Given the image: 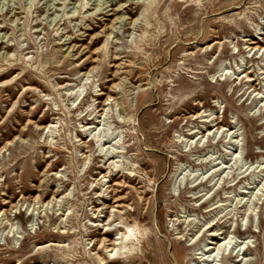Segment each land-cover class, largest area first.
I'll return each instance as SVG.
<instances>
[{"label": "rangeland", "instance_id": "rangeland-1", "mask_svg": "<svg viewBox=\"0 0 264 264\" xmlns=\"http://www.w3.org/2000/svg\"><path fill=\"white\" fill-rule=\"evenodd\" d=\"M251 40L264 45V0H0V74L14 69L0 79V264H101L105 216L143 241L124 258L102 248L107 264H162L161 247L169 264H264V51ZM115 181L126 206L94 213Z\"/></svg>", "mask_w": 264, "mask_h": 264}, {"label": "bare ground", "instance_id": "bare-ground-1", "mask_svg": "<svg viewBox=\"0 0 264 264\" xmlns=\"http://www.w3.org/2000/svg\"><path fill=\"white\" fill-rule=\"evenodd\" d=\"M123 7V6H122ZM121 7V8H122ZM126 7V6H125ZM123 16H124V13H122V15L121 16H119V17H117L116 18V23H117V20L118 19H122L123 18ZM121 23H122V21H120ZM131 24V23H130ZM133 24H135V21L133 22ZM132 24V25H133ZM116 24L115 23H113L112 24V27H111V30L114 28V26H115ZM115 27H117V26H115ZM115 29H117V28H115ZM114 31V30H113ZM111 34H113V32H110V33H108V36H109V38H111L110 36H111ZM249 46H252L251 47V50H253V49H255L256 51H255V54H258V51L260 52V51H264V45H261V43L260 42H258V41H255V40H251V42H250V45ZM117 53L113 50V52H112V56L114 55V58L113 59H118V58H116V55ZM263 55H264V53H263ZM8 60V56L7 57H3V58H1L0 59V62H3V61H7ZM88 60V58H85L84 59V61H83V63H85L86 61ZM14 69L12 68V69H10L9 71H6V72H4V73H1L0 74V79H3V78H6L9 74H10V72H12ZM55 70H58V69H56L55 68ZM93 70H95V68H93V69H91L89 72H91V71H93ZM245 73V76L248 78V81H252V80H254V78H252V76H250L248 73H246V69L245 70H243V74ZM116 75H114V77H115ZM4 83H6V84H3L2 86H4V87H6V88H9L10 89V87H9V84H8V82H7V80L6 81H3ZM116 87V86H115ZM255 91H256V89H254ZM110 92H114V90L113 89H111V90H109ZM26 92V91H25ZM24 92V93H25ZM24 93H22L21 94V96L22 97H24L25 96V94ZM16 94V92L14 91V90H11V94H10V97H13L14 95ZM101 94H104V92H100L99 94H97V95H101ZM0 98H2V97H0ZM21 99V98H20ZM110 99H113V100H116L115 98H113L112 97V95L110 94V95H108V98L106 99V102L108 101V100H110ZM9 100V99H8ZM104 103L103 104V107H101V106H96L94 109H93V111L90 113V118L88 119V120H90V121H93L92 123L89 121L87 124H85L83 127H84V129L85 130H80L79 132V134L77 135V138L79 137V136H81V138L80 139H78L76 142H79L80 144H78V146L81 148V150H85V149H88V148H90L91 149V146L93 145L94 146V142H93V140L92 139H90V140H84V138H88L89 137V135L91 134H88V132H89V130H91V129H94V130H96L97 129V127H98V125H96V126H94L93 124L94 123H96V121H94L95 119H97V118H100L102 115H104L105 114V107L108 105L107 103ZM11 111H13V110H9V113L11 112ZM96 111H98V113H101L99 116H97L98 115V113L93 117V115H94V113H96ZM8 115H10V114H8ZM197 115H200V113L199 114H197ZM202 115V114H201ZM200 115V117H203V116H201ZM207 114H205V116H206ZM209 115V114H208ZM86 116V115H85ZM9 117V116H8ZM7 117V118H8ZM93 117V118H92ZM210 117V116H209ZM83 119V118H82ZM87 119V118H86ZM98 120V119H97ZM208 120V119H207ZM211 120V119H210ZM205 121V120H204ZM217 121H219V122H217V123H215V119L214 120H212L211 122L213 123L212 125H210V126H213L214 128H217V130L218 131H220V130H226V128H225V125H220V126H218V124L220 123V120H218V118H217ZM4 122H6V118H3V123ZM97 123H98V121H97ZM100 123V122H99ZM206 123H208L207 121H206ZM210 123V122H209ZM87 126V127H86ZM56 127V125H55V123H50V125H48V126H46V127H44V129H52V131L54 130V128ZM197 131V130H196ZM195 131V132H196ZM211 131H212V129H208V134H210L211 133ZM194 132V131H193ZM192 133V132H191ZM194 134V133H193ZM203 136H205V135H203ZM83 137V138H82ZM105 144V143H104ZM76 148H78L77 146H76ZM93 148V147H92ZM95 148V147H94ZM93 148V149H94ZM80 150V149H79ZM88 152H90V150L88 151H84L83 153H82V155H85V154H87ZM104 156L103 155H99L97 158L99 159V158H103ZM84 159V158H83ZM85 159H87V160H89L90 159V156L89 155H85ZM114 161H112V164H114L113 163ZM98 168L99 169H105V170H108V166H105V168H104V166H98ZM103 172L101 171L99 174L101 175ZM107 176H112V178L109 180V182L110 181H112V180H115V176H113V175H111V174H109V171H107V172H105L104 174H103V177L102 178H105V177H107ZM97 181V180H96ZM98 182V181H97ZM64 185H66V184H64ZM97 186V185H96ZM122 187L123 186V184L122 183H120V182H117V181H115L113 184H111V185H108L107 186V189H106V191L107 190H109L110 191V193H112V195H111V198H108V197H106L105 195L104 196H102L103 198H104V201L101 203V205L100 206H102V207H97L95 210H94V213H96V212H104L103 211V207H105V208H114L115 206H114V204H112V205H108L107 204V201L106 200H113V202L114 203H117V205H116V207H118L119 209L120 208H123V207H125L126 205H125V203L124 202H122V200H124L125 199V197H123V196H117V193H118V191L119 190H117L118 188L117 187ZM93 187V186H92ZM100 187V186H99ZM61 191V189H56L55 191H54V194H59V193H61L60 192ZM93 191V190H92ZM100 197V196H99ZM38 198H39V201H41V203H42V205L43 206H45L46 204H44V201H43V196H38ZM52 199H56L55 198V195H54V197L52 198ZM99 199V198H98ZM7 202V201H6ZM50 202H48V204H49ZM47 204V205H48ZM100 204V203H99ZM96 207V206H95ZM59 209V208H58ZM70 209V211H69V213H68V217L66 218V220L67 219H69L70 218V215L72 214V209H71V207L69 208ZM93 209H94V207H93ZM102 209V210H101ZM101 210V211H100ZM111 211H114V210H111ZM116 211H119V210H116ZM42 211H40V213H41ZM121 213V212H120ZM5 215V219L6 218H8V213H7V210H5V209H3L2 211H0V217H2V216H4ZM62 215V214H61ZM64 215V214H63ZM99 217V216H98ZM106 217V220L105 219H103V220H100V221H102L103 222V224H102V230L100 231V237H97V238H95L94 240H92V241H94V243H93V247L94 246H96L97 245V248L94 250L93 249V253H92V255H94L95 256V259H97V260H99L100 262H101V264H107V263H105L104 261H105V259L101 256V250H102V248H106L107 249V251H109L110 253H111V255L113 254V253H116V255L115 256H117V255H119L120 256V258H124V257H126V254L127 253H129L130 251H134V250H138V246H139V243L140 244H142L143 243V241H141L140 240V236L139 235H137L135 232H134V228L132 227V226H129V225H127L126 224V227H124V226H120V223H125L124 221H119V220H114L113 222H109V220H110V217H108V216H105ZM9 220V219H8ZM63 220V219H62ZM65 220V219H64ZM63 220V221H64ZM114 222H117V226L115 227V228H107V226L108 225H112ZM93 225V224H92ZM94 227L95 226H100V224H94L93 225ZM117 227H120V228H117ZM64 228H66V227H64ZM125 229V230H124ZM120 231L121 233H120V236L118 237V238H114V237H112V233L114 232V231ZM66 233H69V231L67 232V231H62V232H60V235H65ZM218 236V234L217 233H213L212 234V236ZM220 239H222V240H225L226 239V237H224V238H219V240H217L216 238H212V241L210 242L211 244H215V247H210L209 249H211V250H216V249H218V250H221L222 249V245H224L223 243L224 242H221L220 241ZM215 240H217V241H215ZM139 242V243H138ZM54 245H56V244H54ZM60 246V245H59ZM227 248V246H225V249ZM159 256H160V261H161V263L162 264H169L168 263V261L166 260V258L164 257V249H163V247H161V250L159 251ZM115 256H113V257H115ZM211 257V256H210ZM209 257V258H210ZM214 260H211V261H209V263L208 264H210V263H212ZM109 263V262H108Z\"/></svg>", "mask_w": 264, "mask_h": 264}]
</instances>
